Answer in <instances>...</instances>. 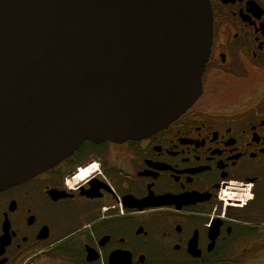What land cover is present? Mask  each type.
Returning a JSON list of instances; mask_svg holds the SVG:
<instances>
[{
  "label": "flooded vegetation",
  "instance_id": "1",
  "mask_svg": "<svg viewBox=\"0 0 264 264\" xmlns=\"http://www.w3.org/2000/svg\"><path fill=\"white\" fill-rule=\"evenodd\" d=\"M208 1L198 100L1 190L0 264H264V0Z\"/></svg>",
  "mask_w": 264,
  "mask_h": 264
},
{
  "label": "water",
  "instance_id": "2",
  "mask_svg": "<svg viewBox=\"0 0 264 264\" xmlns=\"http://www.w3.org/2000/svg\"><path fill=\"white\" fill-rule=\"evenodd\" d=\"M211 41L208 0H0V191L85 141L166 128L200 97Z\"/></svg>",
  "mask_w": 264,
  "mask_h": 264
},
{
  "label": "bare ground",
  "instance_id": "3",
  "mask_svg": "<svg viewBox=\"0 0 264 264\" xmlns=\"http://www.w3.org/2000/svg\"><path fill=\"white\" fill-rule=\"evenodd\" d=\"M83 177V176H82Z\"/></svg>",
  "mask_w": 264,
  "mask_h": 264
}]
</instances>
